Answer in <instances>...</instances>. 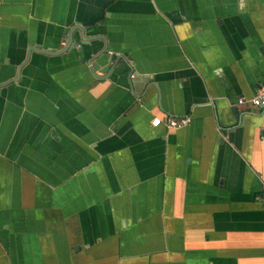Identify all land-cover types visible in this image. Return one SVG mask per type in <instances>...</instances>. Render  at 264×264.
Listing matches in <instances>:
<instances>
[{
  "label": "crops",
  "instance_id": "1",
  "mask_svg": "<svg viewBox=\"0 0 264 264\" xmlns=\"http://www.w3.org/2000/svg\"><path fill=\"white\" fill-rule=\"evenodd\" d=\"M263 83L264 0H0V264H264Z\"/></svg>",
  "mask_w": 264,
  "mask_h": 264
},
{
  "label": "built area",
  "instance_id": "2",
  "mask_svg": "<svg viewBox=\"0 0 264 264\" xmlns=\"http://www.w3.org/2000/svg\"><path fill=\"white\" fill-rule=\"evenodd\" d=\"M239 106H249L254 110H258L260 115L264 118V83L260 86L257 94L251 99L241 98L237 101ZM191 122L190 117H179V118H166L164 121L160 119H154L152 121L153 127L163 125L168 133L183 129L187 127ZM260 139L264 141V128Z\"/></svg>",
  "mask_w": 264,
  "mask_h": 264
},
{
  "label": "water",
  "instance_id": "3",
  "mask_svg": "<svg viewBox=\"0 0 264 264\" xmlns=\"http://www.w3.org/2000/svg\"><path fill=\"white\" fill-rule=\"evenodd\" d=\"M71 43H72V41H71V37H69V43H68L67 48L64 49V52H65V51L71 46ZM109 62H111V58H110ZM112 67H113V66H109V67H107V68L105 69L104 72H105V73L109 72V71L112 69ZM92 68H93L94 70L98 69L97 65H95V64L92 65Z\"/></svg>",
  "mask_w": 264,
  "mask_h": 264
}]
</instances>
